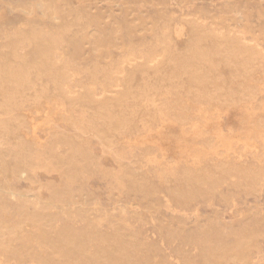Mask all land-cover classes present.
<instances>
[{"label":"rangeland","instance_id":"rangeland-1","mask_svg":"<svg viewBox=\"0 0 264 264\" xmlns=\"http://www.w3.org/2000/svg\"><path fill=\"white\" fill-rule=\"evenodd\" d=\"M41 1L50 0H0V42L3 41V44L0 43L1 52H5L3 49L7 41L8 43L17 42L21 37H28L29 33L31 34L33 32L44 38H46L47 35L48 37L51 35L50 38L57 41L56 47L59 46L55 49L56 51L58 50L57 52L55 51L57 53L55 54L58 56H54L55 62L61 64L73 54H76L77 57L75 59V62L77 61L76 63L71 61V64L74 65L70 67L72 71H68L69 75L72 74L69 76V80L66 83L67 91H69V93L71 92L70 94L74 96L88 90L91 92H89V94H93L92 97L95 99L103 98V96L105 97V93L106 97H109L114 95L116 91L122 88L125 89L124 84L119 82L123 75L129 74L128 72L134 65L141 63V59L142 62L144 60H149L147 66H145L143 70L145 73L143 71L140 73L137 72L134 76L136 78H134L129 85V89L131 94L133 93L132 96L136 97L139 96L141 90L152 88L150 94L153 96L154 102H152V105H148L146 110L150 112L149 114L154 117V119L153 124L141 129L143 123L138 115L134 119L133 126H135L131 128V135L128 137L129 141L125 142L126 139H122V137L121 139L117 138L113 141L115 145L107 149L98 139L96 141L95 136L91 135L92 133L90 134L85 130L88 117L96 110L95 104L80 105V107L83 106V109L86 110L87 115H85V113L84 115L79 113V111L69 106L67 101V103L65 102L64 104L58 103L55 105L54 112L47 115L49 125H46L45 128L36 129L34 131V136L36 137L35 142L31 145H27L28 147L26 148V154L30 153L32 158L30 170L34 171L32 174L33 177L31 176V181L18 179L15 176L9 182L14 195L12 196L10 193L5 192L0 194V198L3 196L2 200L0 199V209H2L0 212V218L2 217L0 223L2 222L4 225L14 224L19 221L20 218L22 219V216L24 217L26 212L30 214L32 205L37 209L39 205L34 204L36 202H34V198L31 197L32 194H38L37 198H40L39 200H42L43 203H45L48 198L50 199V197L55 200L62 199V201H64L67 197L76 195L78 197L75 196L73 199V203L75 202L73 204L74 206L72 204L69 206L66 204L67 207L65 204H63V207H61V205L53 207L45 206L48 216L52 215L48 217V219L52 218L50 221L53 224L55 223V230L47 233V236L49 235L48 238L53 239L56 233H60L62 240L66 238L69 239L70 237H72L70 240H74L79 235V240L81 242L83 241L84 250L86 249L80 253L81 251H76L75 249L70 250L71 248L69 249L68 244L65 243L67 247H63L64 257L59 261L52 259L55 263L61 264L63 262V264H67V262H70L68 264H72L75 261L74 264H213L214 257L218 250L223 247L226 248V246L227 248H231L236 245L238 236L252 234L251 236H255L254 247L247 253L250 264H264V111H262L264 110V92L257 94L252 104L248 103L244 96L239 97V99L238 96H236L233 102L234 104L230 103V105H225L223 107L220 104H215V106L214 104L206 105L203 101L195 102L193 100V91L190 88L188 89L186 78L183 76L171 78V84L173 85L174 83L173 87H175V95L164 93L161 90L157 92L160 83L163 84V86H167L166 82V84H164L159 80L165 75L170 74L171 68L165 61L166 65L162 63L160 66H153L157 61L164 58V55L161 54L163 50H165L168 56L176 57V54L178 55L182 51L180 55H184L187 45L190 43L188 40H191L190 36H188L189 32L187 28L189 20L196 25L200 23V29L204 32H201L203 38L205 36L210 37L204 38L201 41L203 44L200 42L198 49L202 51L207 50L211 52L213 51L212 49H215L216 45L220 43L218 37L214 40L215 35L219 36L220 33L225 31L235 33L236 31L242 32L241 30H246L242 32V40L250 44H257V46H259L258 48L262 49L264 52V37L260 33L261 29L264 27V0H59L58 6L62 11L60 13L63 14H60V24L50 21L48 17L46 19L41 18L40 11L34 12L31 19L22 11L30 7H36ZM242 11L244 13H241ZM261 15L262 18H260ZM75 21H78V23H75ZM239 22H241V24ZM201 25H205L208 28L205 26L201 27ZM164 27H167V33L165 34L164 32L166 31ZM209 32L211 34H209ZM41 33H45L46 35ZM212 34L214 38L211 39L213 36L210 35ZM12 36L15 38L13 39ZM55 36L58 38H55ZM160 36H162V38ZM6 38L9 39L7 40ZM163 39H165V41ZM217 39L219 41L218 44ZM10 40H13V42ZM74 41L76 43H74ZM75 46L76 48L74 49ZM158 46L160 48H158ZM206 47L208 48L206 49ZM26 48H28V50ZM31 48L32 47L24 46L21 50L18 49L16 52L19 57L18 59L10 55H5V53L2 55V58L5 63H9L11 66L21 63L32 65L36 61L37 54L35 50ZM67 48L69 50H67ZM170 48L176 50V53ZM157 49H160V51H158L159 53ZM180 49L181 51H179ZM149 50H151V53ZM21 52H24L23 55ZM154 52L157 54H154ZM146 55L147 57H145ZM136 58H138L139 61ZM211 59H213L212 62L214 61L215 64H220L214 69L217 70V74L216 71L213 70L215 72H213V76L215 77L216 75V78L218 77L220 79L218 82L219 85L224 84L227 88L230 86L228 79L230 71L227 70L228 68L225 65L223 66L221 62H218L216 56H212ZM106 72L107 74H105ZM259 73V71L258 74L255 72L256 76L253 74L252 78H254V80L258 79V76L261 74ZM72 76L74 82L70 80ZM30 78H33L31 82L37 87H35L37 92L41 91V89H48L45 95L49 97L53 96L52 94H54V92L52 86H49L46 77L37 78L35 74H31ZM156 80L159 81H157V85ZM174 80H176V82ZM177 80L179 83H177ZM142 81L143 84L141 83ZM148 82L153 86H149ZM258 82L253 81L251 84L252 86H254V84L255 86L257 85V88L264 89V80ZM175 83L177 84L175 85ZM180 86L182 88H180ZM156 87L157 89H155ZM89 88H91V90H89ZM116 88L120 89L118 90ZM154 90L156 91L155 93L153 92ZM177 90H179V92H177ZM102 91L103 93H101ZM33 95L34 93L30 92L21 98L18 97L16 104L18 103L17 101L21 103L19 102L20 104L18 103V106L15 105L14 107H10L8 109V112L10 111L8 115L11 113L10 115L12 118H19L20 115L19 119L23 120H27V118H37L36 108L38 107V103L31 100ZM186 97L189 99H186ZM0 99L1 104V95ZM179 99L180 101H186L183 109L190 115L189 119L191 122L190 120H187L186 123H184V121H182V123L180 120L178 121L177 115L180 110L176 103ZM166 101L167 103L165 105ZM163 102L164 104H160ZM131 103L130 100L124 103L121 111L127 113V109L130 107ZM29 104H32V106ZM34 105L37 106L35 107ZM125 105H127V109ZM163 105L165 107H163ZM23 106L25 108H23ZM226 106H229L228 109L224 108ZM219 107H222L223 110H220ZM261 107L263 109H261ZM12 109L14 111L17 110V112L15 111V113ZM57 109L59 111H57ZM23 111H25V115ZM89 112L90 114H88ZM71 116L73 118H71ZM172 116L173 118H171ZM69 118H71V120ZM72 119L75 120V122L78 120L76 126L81 127L83 124L84 127H81V129L75 128L73 123H70L73 122ZM173 119L177 121H173ZM253 120L257 122L260 121L263 126H261V131L259 133L260 137H258V139H251L249 137L250 134L247 130L248 123H245ZM79 121L81 122L79 123ZM176 123L178 125H176ZM9 124L10 128L15 127L14 123V127L12 122ZM87 132L89 134H87ZM51 133L58 134L57 136L66 135L75 140L80 139L82 141H80L81 147L83 149L86 147V150L91 156L89 160H85L76 154L72 156L73 160L78 164L75 170L76 175L72 179L65 168H62L61 171V168L56 169L50 161H45V154H43L42 147L46 144ZM183 134L184 136H182ZM239 136L245 139V142L241 140ZM21 138L22 137L19 138L16 135L13 139V143L16 141H23V138ZM123 140L125 141L123 142ZM185 146H187L186 148L188 150L189 146L192 149L190 148L188 151L184 148ZM2 148L4 149L5 146L3 145ZM231 149L234 150L233 153H231ZM62 150H60L62 152L61 155H63L64 158H68L69 154L66 152L64 153ZM225 150H229V154L225 155ZM63 153L66 154V156ZM188 156L191 158L189 159ZM94 157L96 158L95 160ZM197 157L198 159H196ZM6 160L9 164L13 163L11 157L6 158ZM120 166H123L125 169L132 168L131 171L134 172H140L142 170L144 173L141 172L149 177L148 186L145 188H137L131 186L129 183V185L127 183L125 184V181L118 179L120 178ZM216 167L221 169L223 167H228L231 168L230 170H232V172L229 174H221V169L218 170ZM205 169L214 175L219 172L220 175L218 174L217 176L223 175L221 176L222 179L215 183L207 182L202 188H195L188 193H184L182 177L186 174L200 173ZM246 172H256L255 174L257 176L250 179L249 175H245ZM254 173H252V175ZM20 193H24V195L21 196ZM51 193L53 194L52 196L50 195ZM8 199H10L11 202L10 200L8 201ZM75 199L76 201H74ZM16 200L18 201L16 202ZM76 202L79 203V205ZM26 203H28V205ZM43 203L40 205L44 206ZM75 204L78 206H75ZM14 207L16 210H14ZM49 207H51V209ZM76 207H81V209ZM62 209L64 211H62ZM12 212L13 215L11 214ZM73 212L74 215L77 216H72ZM70 215L72 217L69 219ZM68 220H72V222ZM71 225L73 227H71ZM91 237L93 241L98 238V244L100 245L101 243L100 246L98 245V248L105 247L108 250V246L110 245L111 248L109 250L112 251L115 249L114 251H116L117 254H114H116V256H114L113 252L110 253L108 250L107 260L101 259V250L93 247V244H91L93 243ZM100 239L101 241L103 239L106 240L101 242ZM15 243V248H17L18 251L24 246H22L23 242L20 240L15 241ZM72 251L75 257L72 256ZM113 257H115V259ZM70 258H72L71 261ZM52 260L47 259L48 263L45 261V264H54ZM18 263L32 264V256L22 255L19 257V260L11 261L9 264ZM220 264L244 263L228 260Z\"/></svg>","mask_w":264,"mask_h":264},{"label":"bare ground","instance_id":"bare-ground-1","mask_svg":"<svg viewBox=\"0 0 264 264\" xmlns=\"http://www.w3.org/2000/svg\"><path fill=\"white\" fill-rule=\"evenodd\" d=\"M58 2L59 0H50V1H41L38 5H36V7H30L29 9L26 10H22L23 12L26 13V16L28 18H32V15H34V12L36 11H40L41 18H49L50 21L56 23V24H60V12H62L59 9L58 6ZM116 2V1H115ZM114 3V2H113ZM153 3V2H152ZM36 4V3H35ZM114 5V4H113ZM115 6V5H114ZM117 6V4H116ZM159 6V5H158ZM121 7V6H120ZM125 13V12H124ZM241 13H244L243 11ZM135 14V13H134ZM236 14L239 16V14L236 12ZM246 14V13H245ZM63 15V14H62ZM235 15V13H234ZM131 16V15H130ZM244 16V15H242ZM218 17V16H217ZM241 17V16H240ZM243 18V17H242ZM262 18V15L261 17ZM259 18V19H260ZM264 19V18H263ZM78 20V19H77ZM32 21V20H30ZM248 21V20H247ZM243 22V20H242ZM65 23V22H64ZM75 23H78V21ZM81 23V22H80ZM79 23V24H80ZM204 23V22H203ZM241 24V22H239ZM63 24V23H62ZM187 24V23H186ZM185 24V25H186ZM200 24V23H199ZM198 24V25H199ZM249 24V23H248ZM264 24V23H263ZM82 25V24H81ZM80 25V26H81ZM188 32L190 36L191 40H188L190 43H188L187 48H186V52L184 53V55H180L182 54V52H180V56H178L176 54V57L173 56H168V54L165 52V50H161V54L164 55L161 60L157 61V63H155V65H153L154 67L156 66H160L162 63L168 64L169 67L171 68L170 74L165 75L164 77H162L159 81L166 84L167 86H163V84L160 83V87H158V90L163 91L164 93H171L173 95H175V87H173V85L171 84V78H175V77H180L183 76L186 78V82L188 84V89L190 88L193 91V100L195 102H200L203 101L206 103V105L208 104H220L222 107L225 105H230V103H233L235 100V97L238 96L242 97L244 96L245 99H247L248 103L252 104V102L256 99L257 94L259 93H263L264 89L262 88H257V85L252 86V82H261L264 80V52L262 49H259L257 46V44H250L247 42H244V40H242L243 37V31L245 32L246 30H241L242 32H231V31H225L219 34V36L215 35V38L213 36L211 37L214 38V40L216 39V37H218L220 43L218 44V39H217V44L215 49H212L213 51L208 52L206 51H202L200 49H198V46H200V42L204 39V38H208L205 37L203 38V36L201 35V29H200V25H196L195 23L191 22L190 20L188 21ZM186 25V26H187ZM83 26V25H82ZM185 26V27H186ZM204 27L205 25H201V27ZM235 26V25H234ZM243 26V24H242ZM32 27V26H30ZM28 27V28H30ZM77 27V26H76ZM207 27V26H205ZM208 28V27H207ZM31 29V28H30ZM34 29V28H33ZM79 29V28H78ZM150 29V28H149ZM165 31L167 29V27L165 28ZM206 29V28H205ZM210 29V28H209ZM242 29V28H240ZM239 29V30H240ZM32 30V29H31ZM211 30V29H210ZM209 31V30H208ZM30 32V31H27ZM35 32V30H34ZM37 32V31H36ZM162 32V31H161ZM164 32V30H163ZM206 32V31H205ZM213 32V31H211ZM219 32V31H218ZM20 33V31H19ZM46 33V32H45ZM45 33H41L43 35H46ZM160 33V32H159ZM167 33L164 32V34ZM204 33V32H203ZM217 33V32H216ZM249 33V32H247ZM260 33L263 35L264 37V27L261 29ZM50 34V33H49ZM208 34V32H207ZM209 34H211L209 32ZM215 34V33H214ZM21 35V34H20ZM161 35V34H160ZM51 36V35H50ZM50 36L46 38H44L43 36H40L36 33H29L28 37H21L20 40H18L16 43H6V46L4 47V53L5 55H10L13 58H19L16 54L18 49H22L24 46L25 47H32L36 54H37V58L34 64L32 65H25V64H16L15 66H11L9 63H5L2 55L4 54L3 52H1L2 49H0V95L2 97V103L0 104V194H2V192L5 193H10L12 196L14 195V192L11 190L10 188V180L13 177H17L18 179H23V180H28L31 181V176L34 173V171H31L30 168L32 166V158H31V154L27 153V145H31L32 143L35 142L36 137L34 136V131L38 128H45L46 125L48 124L47 121V115L49 113L54 112V106L57 105L58 103H65L66 102L69 106H71L72 108H74L75 110L79 111V113L86 114V110L83 109V106L80 107L81 104H95L96 105V110L95 112L91 115L90 112L88 114H90V116L88 117V121H87V126L85 125V130L88 131L91 135H94L97 139L100 141V143H102L105 147H107V149L111 148L114 144L113 141H115L117 138L121 139H126L123 140V142H128L129 139V135L131 132V128L133 126V122L134 119L139 115V119H141V122L143 123L141 126L142 128L148 127L151 124H153V119L154 117H152L146 109L148 105H152V102H154L153 100V96H151V91L152 88H146L141 90V93H139V96L133 97L130 89H129V85L131 84V82L133 81L135 74L138 72L140 73L141 71L144 70V67L147 66L148 61L144 60L142 62L141 59V63L140 64H136L132 67V69L128 72L129 74H124L121 81L124 84L125 89H121L119 91H116L114 93V95L112 96H107L106 97V93L104 94L105 97L103 96V98L100 99H95L92 97L91 94H89L90 91L86 90L85 92H82L78 95H74L72 96L69 91H67L66 89V83L69 80V75L68 71H72V69L70 70V67L73 65L71 64V61L75 62L76 54H73L70 58H68L67 60H64L63 63H57L55 62L56 60H54V56H57L55 49L58 48L57 46V41L50 38ZM9 37V35H8ZM162 38V36H160ZM10 38V37H9ZM8 38V39H9ZM12 38L14 39L15 37L12 36ZM55 38H58L55 36ZM159 38V37H158ZM164 38V37H163ZM210 38V37H209ZM255 38V37H253ZM257 38V37H256ZM5 39V38H4ZM7 39V38H6ZM7 39V40H8ZM157 39V38H156ZM166 39V38H165ZM165 39H163L165 41ZM17 40V39H16ZM208 40V39H207ZM6 41V40H4ZM13 42V40H10ZM9 41V42H10ZM63 41V40H62ZM71 41V40H70ZM252 41V40H251ZM3 41H1L0 43H2ZM210 42V41H209ZM74 43H76L74 41ZM159 43V42H157ZM253 43V42H252ZM259 43V42H258ZM3 44V43H2ZM61 44V43H60ZM59 44V45H60ZM201 44H203L201 42ZM211 44V42H210ZM216 44V43H215ZM263 44V43H262ZM5 45V44H4ZM72 45V44H71ZM213 45V44H212ZM261 45V44H260ZM156 46V45H155ZM167 46V45H166ZM211 46V45H210ZM3 48V47H2ZM31 48V49H32ZM69 48V47H68ZM67 48V50H69ZM73 48V47H72ZM76 48V46L74 47V49ZM158 48H160L158 46ZM165 48V47H164ZM204 48V47H203ZM208 47H206L207 49ZM28 50V48H26ZM66 49V47H65ZM153 49V48H152ZM168 49V48H167ZM166 49V50H167ZM172 49V48H170ZM185 49V48H184ZM183 49V50H184ZM210 49V50H211ZM174 50V49H172ZM205 50V49H204ZM25 51V50H24ZM30 51V49H29ZM56 51V52H55ZM151 50H149L150 52ZM156 51V48H155ZM160 51V49H157V52ZM170 51V50H169ZM168 51V52H169ZM176 50H174L175 52ZM181 51V49L179 50ZM31 52V51H30ZM34 52V51H33ZM147 52V53H149ZM153 52V50H152ZM173 52V51H172ZM171 52V53H172ZM22 53V52H21ZM24 53V52H23ZM22 53V55H23ZM32 53V52H31ZM56 53V54H55ZM146 53V54H147ZM151 53V52H150ZM159 53V52H158ZM176 53V52H175ZM179 53V52H177ZM153 54V53H152ZM154 54H157L154 52ZM174 54V53H173ZM26 55V54H25ZM130 55V54H129ZM135 55V54H134ZM141 55V54H140ZM139 55V56H140ZM145 55V54H143ZM150 55V54H149ZM148 55V56H149ZM172 55V54H170ZM28 56V55H26ZM35 56V55H33ZM70 56V55H69ZM160 56V55H159ZM212 56H216L218 58V62H221L223 64V66L225 65L230 71L229 73V83L230 86H228L227 88L224 86V84L219 85V78H216L213 76V72L216 71V74L218 73L217 70H214L215 67L219 64H215L214 61L212 62L213 59H211ZM21 57V56H20ZM25 57V56H23ZM22 57V58H23ZM58 57V56H57ZM59 57L61 58V56L59 55ZM138 57V56H137ZM147 57V55L145 56ZM150 57V56H149ZM148 57V58H149ZM8 58V57H7ZM31 58V57H30ZM29 58V59H30ZM67 58V57H66ZM143 58V56H142ZM145 58V59H148ZM152 58V57H151ZM156 58V57H155ZM158 58V57H157ZM24 59V58H23ZM34 59V58H33ZM70 59V60H69ZM138 60V58H136ZM135 59V60H136ZM144 59V58H143ZM153 59V58H152ZM11 60V59H10ZM59 60V59H58ZM57 60V61H58ZM63 60V58H62ZM136 60V61H137ZM155 60V59H154ZM13 61V60H12ZM18 61V60H17ZM25 61V60H23ZM135 61V62H136ZM139 61V60H138ZM165 61V62H164ZM8 62V61H7ZM16 62V61H15ZM30 62V61H29ZM77 62V61H76ZM75 62V63H76ZM151 62V61H150ZM128 63V62H127ZM133 63V62H132ZM13 64V63H11ZM30 64V63H29ZM165 64V65H166ZM129 65V64H128ZM220 65V64H219ZM74 66V65H73ZM132 66V65H129ZM151 66V65H149ZM152 67V66H151ZM218 67V66H217ZM169 69V68H168ZM107 70V68H106ZM117 70V69H116ZM214 70V71H213ZM115 71V70H114ZM122 71V70H121ZM119 71V72H121ZM167 71V69H166ZM258 71L261 73H259L260 75L258 76V79L252 78L253 74L255 75V72ZM109 72V71H108ZM118 72V71H117ZM144 72V71H143ZM124 73V71H123ZM145 73V72H144ZM215 73V72H214ZM35 74V76L37 78L39 77H46V79L48 80L49 86H52L53 92L54 94H52L53 96L49 97L47 94V90L41 89V91H36L35 89V84L33 82H31L30 75ZM107 74V72L105 73ZM110 74V73H109ZM112 75V73H111ZM120 75V73H119ZM143 75V74H140ZM154 75V74H153ZM220 75V74H218ZM217 75V76H218ZM144 76V75H143ZM32 77V76H31ZM110 77V76H108ZM140 77V76H139ZM154 77V76H153ZM223 77V76H222ZM35 78V77H34ZM148 78V77H147ZM146 78V79H147ZM42 79V78H41ZM40 79V80H41ZM140 79V78H139ZM142 79V78H141ZM150 79V78H148ZM153 79V78H152ZM182 79V77H181ZM39 80V79H38ZM73 80V76L72 79ZM118 80V79H116ZM173 80V79H172ZM227 80V79H226ZM225 80V81H226ZM136 81V80H135ZM157 81L156 80V85H157ZM158 81V82H159ZM176 82V80H174ZM178 81V80H177ZM38 82V81H37ZM40 82V81H39ZM47 82V81H46ZM74 82V80L72 81ZM114 82V81H113ZM153 82V80H152ZM166 82V83H165ZM183 82V81H182ZM258 82V83H259ZM69 83V82H68ZM117 83V81H116ZM143 84V81L141 82ZM151 83V81H150ZM179 83V81L177 82ZM175 83V85L177 84ZM181 83V82H180ZM218 83V84H217ZM227 83V82H226ZM38 84V83H37ZM70 84V83H69ZM73 84V83H72ZM115 84V83H114ZM186 84V83H185ZM42 85V84H41ZM40 85V86H41ZM45 85V83H44ZM43 85V86H44ZM145 85V84H144ZM143 85V86H144ZM149 86H153L150 85L148 82ZM147 85V86H148ZM179 85V84H178ZM70 86V85H68ZM100 86V85H99ZM119 86V85H118ZM121 86V85H120ZM227 86V85H226ZM74 87V86H73ZM82 87V86H81ZM87 87V85H86ZM131 87V86H130ZM145 87V86H144ZM157 87L155 89H157ZM37 88V87H36ZM83 88V87H82ZM180 88H182L180 86ZM264 88V87H263ZM50 89V88H49ZM70 89V88H69ZM68 89V90H69ZM72 89V88H71ZM88 89V88H87ZM140 89V88H139ZM142 89V88H141ZM89 90H91V88H89ZM134 90V89H133ZM71 91V90H70ZM82 91V90H81ZM84 91V90H83ZM108 91V90H107ZM111 91V90H110ZM33 92V98L31 100H34L35 102L38 103V107L36 108V115L37 118L33 119V118H27V120H23V119H19V118H12L11 117V113L8 115V109L10 107H14L15 105H17L20 101H17L18 103L16 104V100L18 97H22L24 95H27L28 93ZM80 92V91H79ZM78 92V93H79ZM113 92V91H112ZM140 92V91H139ZM154 93L156 92L155 90L153 91ZM177 92H179V90H177ZM91 93V92H90ZM103 93V91L101 92ZM161 93V92H160ZM73 94V93H72ZM77 94V93H76ZM177 95V94H176ZM27 97V96H25ZM29 98V96H28ZM183 98V97H182ZM188 97H186L187 99ZM169 99V98H168ZM189 99V98H188ZM1 100V99H0ZM28 100V99H27ZM131 101V105L128 108L127 105L126 109H127V113H124L123 111H121L122 105L124 103H127L128 101ZM167 100V99H166ZM192 100V99H191ZM26 101V100H25ZM1 102V101H0ZM23 102V101H22ZM30 102V101H29ZM186 101L182 100L176 103L177 107L179 108V113H178V121L180 120V122L182 123V121H184V123L187 122V120H190V115L187 113V111H185V109H183L184 103ZM202 102V103H203ZM21 103V102H20ZM19 103V104H20ZM167 101L165 102L166 105ZM242 103V102H241ZM247 103V102H246ZM27 104V103H26ZM25 104V105H26ZM33 104V103H32ZM32 104H29L32 106ZM130 104V103H129ZM128 104V106H129ZM160 104H164L160 103ZM195 104V103H194ZM234 104V103H233ZM84 105V106H85ZM219 105V106H220ZM232 105V104H231ZM18 106V105H17ZM22 106V104H21ZM35 106V105H34ZM33 106V107H34ZM37 106V105H36ZM35 106V107H36ZM161 106V105H160ZM210 106V105H209ZM234 106V105H233ZM28 107V105H27ZM30 107V106H29ZM80 107V108H79ZM87 107V106H86ZM91 107V106H90ZM95 107V106H94ZM93 107V108H94ZM163 107H165L163 105ZM222 107L220 108V110H223ZM229 107V106H228ZM228 107H224L225 109ZM23 108H25L23 106ZM125 108V107H124ZM158 108V107H157ZM208 108V107H207ZM212 108V107H210ZM248 108V107H247ZM264 108V106H263ZM261 107V109H263ZM203 109V108H202ZM209 109V108H208ZM11 110V109H10ZM13 110V109H12ZM63 110V109H61ZM149 110V109H148ZM14 111V110H13ZM17 112V110H15ZM14 111V112H15ZM28 111V110H27ZM57 111H59L57 109ZM93 111V110H92ZM160 111V110H159ZM167 111V110H166ZM205 111V110H204ZM264 111V110H262ZM13 112V113H14ZM15 112V113H16ZM24 115H25V111H23ZM28 113V112H26ZM263 113V112H262ZM18 114V113H17ZM14 114V115H17ZM31 114V113H30ZM71 114V113H70ZM13 115V114H12ZM62 115V114H60ZM65 115V114H64ZM263 115V114H262ZM52 116V115H50ZM63 116V115H62ZM61 116V117H62ZM73 116V114H72ZM71 116V118H73ZM76 116V115H75ZM141 116V117H140ZM164 116V114H163ZM235 116V115H234ZM25 117V116H24ZM55 117V116H54ZM60 117V118H61ZM64 117V116H63ZM69 117V116H67ZM202 117V116H201ZM23 118V117H22ZM71 118H69L71 120ZM173 118V116L171 117ZM176 118V117H175ZM204 118V117H203ZM138 119V120H139ZM156 119V118H155ZM260 119V118H259ZM73 120V119H72ZM175 119H173L174 121ZM251 120V119H250ZM78 122V120H76ZM156 121V120H155ZM165 121V120H164ZM168 121V120H167ZM177 121V120H175ZM197 121V120H196ZM211 121V120H210ZM10 122H12L13 127L14 128H10ZM64 122V119H63ZM77 122H75V120H73V125L75 126V128H79L81 129V127H84L83 124L81 125V127L76 126V124H78ZM81 121H79L80 123ZM85 122V121H84ZM157 122V121H156ZM189 122V121H188ZM191 122V120H190ZM264 122V121H263ZM51 123V122H50ZM65 123V122H64ZM69 123V122H68ZM175 123V122H174ZM179 123V122H178ZM248 123V127L247 130L250 134V138L251 139H258V137H260L259 133L261 131V122L260 121H250V122H245ZM86 124V123H84ZM173 124V123H172ZM180 124V123H179ZM241 124V123H240ZM243 124V123H242ZM263 124V123H262ZM71 125V126H73ZM176 125H178L176 123ZM184 125V124H183ZM246 125V124H244ZM73 126V127H74ZM135 126V125H134ZM133 126V127H134ZM153 126V125H152ZM151 126V128H152ZM12 127V126H11ZM209 127V126H208ZM211 127V126H210ZM243 127V126H242ZM263 127V126H262ZM178 128V127H177ZM245 128V127H244ZM50 129V128H49ZM78 129V130H79ZM263 129V128H262ZM44 130V129H43ZM84 130V129H83ZM84 130V132H85ZM186 131V130H185ZM52 132V131H51ZM77 132V131H76ZM79 132V131H78ZM87 132V134H89ZM82 133V132H81ZM84 134V133H82ZM166 134V133H165ZM207 134V133H206ZM241 134V133H240ZM18 136L19 138L22 137L23 141H16L15 143H13V139L15 136ZM58 134H54L51 133L49 135V138L47 139L46 144L42 147L43 148V154H45V161H50L52 163V165L54 167H56V169H60L62 171V168H65L67 170V172L69 173V176L72 178H74V176L76 175L75 170L77 167V162H75L73 160V155H79L81 158L85 159V160H89L90 159V155L88 153V151L85 149H83L80 143V139H73L71 137H68L66 135H61V136H57ZM60 135V134H59ZM78 135V134H76ZM168 135V134H167ZM171 135V134H170ZM82 136V135H81ZM90 136V135H89ZM181 136V135H180ZM184 136V134L182 135ZM186 136V135H185ZM242 136V135H241ZM239 136V137H241ZM248 136V135H247ZM91 137V136H90ZM93 137V136H92ZM132 137V136H131ZM21 138V139H22ZM85 138V136H84ZM94 138V139H95ZM179 138V137H178ZM19 139V140H21ZM82 139V138H81ZM248 139V138H247ZM261 139V138H259ZM83 140V139H82ZM183 140V139H182ZM189 140V139H188ZM241 140L242 139L241 137ZM192 141V140H191ZM236 141V139H235ZM234 141V142H235ZM250 141V140H249ZM39 142V141H38ZM82 142V141H81ZM90 142V141H89ZM122 142V143H123ZM134 142V141H133ZM84 143V142H83ZM88 143V142H87ZM99 143V145H100ZM118 143V142H117ZM131 143V142H130ZM244 144V143H243ZM264 144V143H263ZM5 146V148L3 149L2 146ZM184 145V144H183ZM182 145V146H183ZM192 145V144H190ZM242 145V144H241ZM254 145V144H253ZM86 146V145H85ZM89 146V143H88ZM103 146V147H104ZM228 146L231 148V146L228 144ZM94 147V146H93ZM99 147V146H98ZM104 147V148H105ZM176 147V146H175ZM179 147V145H178ZM187 146H185L184 148H186ZM228 147V148H229ZM250 147V146H249ZM264 147V146H263ZM89 148V147H88ZM183 148V149H184ZM190 150V146L188 147ZM194 148V147H193ZM252 148V147H251ZM64 149V150H62ZM103 149V148H102ZM106 149V150H107ZM130 149V148H129ZM128 149V150H129ZM180 149V148H179ZM187 149V148H186ZM192 149V148H191ZM62 150L64 153H68V158H64L63 155H61V151ZM113 150V149H112ZM177 150V148H176ZM188 150V149H187ZM188 150V151H189ZM230 150V149H229ZM229 150H225V155L229 154ZM233 153V149H231ZM111 151V150H110ZM178 151V150H177ZM91 152V151H90ZM176 152V151H175ZM211 152V151H210ZM63 153V154H64ZM179 153V151H178ZM236 153V151H235ZM41 154V153H40ZM93 154V153H91ZM39 155V154H38ZM66 156V154H64ZM178 155V154H177ZM195 156V155H194ZM11 157L12 158V164H9V162L6 160V158ZM175 157V156H174ZM181 157V156H180ZM186 157V156H185ZM189 157V156H188ZM193 157V156H192ZM202 157V156H201ZM228 157V156H227ZM231 157V156H230ZM184 158V157H183ZM191 157H189L190 159ZM96 158L94 157V160ZM198 159V157L196 158ZM155 160V159H154ZM157 160V159H156ZM182 160V159H181ZM259 160V159H258ZM39 161V160H38ZM83 161V160H82ZM173 161V160H171ZM179 161V160H178ZM87 162V161H86ZM221 162V161H220ZM11 163V162H10ZM39 163V162H38ZM97 163V161H96ZM180 163V162H179ZM184 163V162H183ZM182 163V164H183ZM199 163V162H197ZM41 164V163H40ZM47 164V163H46ZM99 164V163H98ZM202 164V163H200ZM226 164V163H225ZM224 164V165H225ZM92 165V164H91ZM123 165V164H122ZM176 165V164H175ZM219 165V164H218ZM42 166V165H41ZM124 166V165H123ZM121 167V170H119V177L118 179H122L123 181H125V184L129 183L131 186L133 187H137V188H145L148 186L149 184V177H147L145 174H143L141 171L138 172H134L131 171V169H125L124 167ZM197 166V165H196ZM205 166V165H204ZM40 167V166H39ZM45 167V166H44ZM126 167V165H125ZM128 167V166H127ZM180 167V166H179ZM185 167V166H184ZM219 167V166H218ZM34 168V167H33ZM187 168V167H186ZM203 168V167H202ZM217 168V167H216ZM215 168V169H216ZM236 168V167H235ZM52 170H54L53 168H51ZM94 169V168H93ZM182 169V168H181ZM185 169V168H183ZM218 170L221 168H217ZM216 169V172H217ZM231 168H222L221 169V174L226 173L229 174L230 172H232V170H230ZM33 170V169H32ZM35 170V169H34ZM188 170V169H187ZM194 170V169H193ZM190 170V171H193ZM243 170V169H242ZM58 172V171H57ZM189 172V170H188ZM196 172V169H195ZM199 172V169H198ZM54 173V172H53ZM185 173V172H184ZM213 173V172H212ZM215 173V172H214ZM252 173H245V175H249L250 179L256 177L257 175L254 173L252 175ZM56 174V172H55ZM219 174L216 173V175L211 174V172L207 171L206 169L203 170L200 173H194V174H186L182 177V184L184 186V193H188L191 190L195 189V188H202L204 187L203 185L206 184L207 182H218L220 179H222L221 176H217ZM244 174V173H243ZM86 175V174H85ZM220 175V174H219ZM232 175V174H230ZM169 176V175H168ZM216 176V177H215ZM226 176V175H225ZM233 176V175H232ZM243 176V175H242ZM33 177V176H32ZM77 177V176H76ZM82 177V176H81ZM259 177V176H258ZM246 179V178H244ZM69 180V179H68ZM162 180V179H161ZM121 181V180H120ZM236 181V180H235ZM71 182V180H70ZM73 182V181H72ZM118 182V181H117ZM222 182V181H221ZM247 182V181H246ZM211 183V184H212ZM128 184V185H129ZM250 189V188H249ZM252 189V188H251ZM16 190V189H15ZM181 190V189H180ZM18 191V190H17ZM27 191V190H26ZM128 191V190H127ZM20 192V191H19ZM18 192V193H19ZM23 192V191H22ZM17 193V192H16ZM26 193V192H25ZM20 195H24V193H20ZM19 195V196H20ZM28 195V193H27ZM26 195V196H27ZM40 195V194H39ZM51 196L53 195L52 193L50 194ZM71 195V194H70ZM29 196V195H28ZM27 196V197H28ZM76 196V195H75ZM75 196L73 195L72 197H67L64 201H62V199H57L55 200L54 198L50 197V199L48 198V200L43 203L44 206H41L40 204L41 201L37 198L38 194H32L31 197L34 198V204L39 205L37 207V209H35V206L32 205L31 212L30 214H28L26 212V214L24 215V217L22 216V219L20 218L19 221H17L14 224H9V225H4L2 224V222L0 223V264H9L11 261H17V259L19 260V257H21L22 255H31L32 256V264H45V261L48 263L47 259L49 260H61L64 256H63V247L65 246V243L68 244L69 249H75L76 251H81L80 253H82V251L84 250V246H83V241L81 242L80 236L77 239L74 240H70V238L72 239V237H70L69 239L66 238L64 240L61 239L60 233L57 234L56 236L53 237V239H49V235L47 236V233L49 231L55 230V223L53 224L50 220L52 219H48V217L52 216H48V213L46 212V208L45 206H57V205H61V207H63V204H68L69 205H73V199L75 198ZM3 198V196H1ZM7 197V196H6ZM26 197V198H27ZM54 197V196H53ZM78 197V196H76ZM169 197V196H168ZM2 198H0L2 200ZM5 198V197H4ZM17 198V197H16ZM25 198V199H26ZM84 198V197H83ZM82 198V199H83ZM7 199V198H6ZM18 199V198H17ZM77 199V198H76ZM76 199L74 201H76ZM115 199V198H114ZM172 199V198H171ZM10 199H8L9 201ZM12 200V198H11ZM10 200V202H11ZM27 200V199H26ZM46 200V199H45ZM80 200V199H79ZM18 200H16L17 202ZM32 201V200H31ZM2 202V201H1ZM7 202V201H4ZM14 202V201H13ZM15 202V203H16ZM80 202V201H79ZM82 202V201H81ZM21 203V202H20ZM24 203V202H22ZM30 203V201H29ZM33 203V202H32ZM77 203V202H76ZM83 203V202H82ZM3 204V202H2ZM17 204V203H16ZM28 205V203H26ZM79 205V203H77ZM75 204V206L77 205ZM81 204V203H80ZM15 205V204H14ZM22 205V204H21ZM30 205V204H29ZM77 205V206H78ZM3 206V205H2ZM18 206V205H17ZM64 206V207H65ZM66 206V207H67ZM74 206V205H73ZM1 207V205H0ZM59 207V206H58ZM9 208V206H8ZM15 208V207H14ZM51 209V207H49ZM56 208V207H54ZM71 208V207H69ZM79 208V207H76ZM74 208V209H76ZM99 208V207H98ZM12 209V208H11ZM22 209V206H21ZM26 209V208H25ZM24 209V210H25ZM81 209V207L79 208ZM77 209V210H79ZM2 209H0L1 212ZM16 210V208L14 209ZM18 210V209H17ZM53 210V209H52ZM51 210V211H52ZM4 211V210H3ZM6 211V210H5ZM10 211V210H9ZM28 211V210H27ZM50 211V213H51ZM62 211H64L62 209ZM72 211V209H71ZM70 211V212H71ZM15 212V211H14ZM19 212V211H18ZM49 212V211H48ZM59 212V211H57ZM75 212V210H74ZM74 212L72 214V216L74 215ZM77 212V211H76ZM80 212V211H79ZM7 213V212H5ZM13 215V212L11 213ZM24 214V213H23ZM60 214V213H59ZM70 214V213H69ZM78 214V213H77ZM82 214V213H81ZM80 214V215H81ZM148 214V213H147ZM15 215V214H14ZM17 215V214H16ZM55 215V214H54ZM68 215V213H67ZM78 215V216H80ZM20 216V214H19ZM18 216V217H19ZM71 215L69 216L72 217ZM77 216V215H74ZM83 216V215H82ZM11 217V216H10ZM2 218V217H1ZM0 218V221H1ZM75 218V217H74ZM58 219V216H57ZM56 219V220H57ZM5 220V218H4ZM55 220V221H56ZM73 220V219H72ZM72 220H68L70 222H72ZM12 221V219H11ZM58 221V220H57ZM56 221V222H57ZM5 222V221H4ZM70 225V224H69ZM70 227V226H69ZM71 227H73L71 225ZM67 228V227H66ZM65 228V229H66ZM70 229V228H69ZM57 230V229H56ZM68 230V229H67ZM210 230V229H209ZM62 231V230H61ZM65 231V230H64ZM251 231V230H250ZM53 232V231H52ZM58 232V231H57ZM60 232V231H59ZM67 232V231H66ZM65 232V235H66ZM63 233V231H62ZM61 233V235H62ZM51 234V232H50ZM262 234V233H261ZM75 235V234H74ZM241 235V234H240ZM250 234H246V235H242V236H238L237 238V243L236 245H232L233 247L231 248H221L220 250H218L216 252V255L214 257V261L213 264H220L221 262H226L228 260H232V261H237V262H241L244 264H250V260H249V256L247 255V253L250 252V250L254 247V237L255 236H249ZM65 237V236H64ZM75 237V236H74ZM237 237V236H236ZM95 238V237H94ZM100 238V237H99ZM88 239V238H86ZM92 239V237H91ZM98 239V238H97ZM95 239L91 244H93V247L98 248V240ZM110 239V238H109ZM136 239V238H135ZM22 241L23 244V248L21 250H17V248H15V241ZM104 240V239H103ZM102 240V241H103ZM106 240V239H105ZM104 240V241H105ZM111 240V239H110ZM109 240V241H110ZM64 241V244H63ZM87 241V240H86ZM101 241V239H100ZM101 241V242H102ZM108 242V241H107ZM15 243V244H14ZM62 243V244H61ZM89 243V242H88ZM108 244V243H107ZM101 245V243H100ZM99 245V246H100ZM67 246H65L66 248ZM229 247V246H228ZM64 248V249H65ZM110 245L108 246V250L110 249ZM113 248V247H112ZM115 248V247H114ZM100 251V256L101 259H106L108 258L107 254H108V250L105 247L102 248H98ZM112 250V249H111ZM115 249H113L112 251H110V253L113 252L116 253V251H114ZM69 251V250H68ZM98 251V250H97ZM66 252V251H65ZM106 252V253H105ZM68 253V252H67ZM66 253V254H67ZM78 253V252H77ZM87 253V252H86ZM64 254V255H66ZM117 254V253H116ZM116 254H114V256H116ZM71 255V254H69ZM82 255V254H81ZM72 256H73V251H72ZM113 256V255H112ZM26 257V256H25ZM75 257V256H73ZM97 257V255H96ZM66 258V257H65ZM115 259V257H113ZM24 259V257H23ZM72 258H70L71 261ZM75 259V258H74ZM111 259V257H110ZM26 260V259H25ZM52 260V262H54ZM66 260V259H65ZM68 260V259H67ZM76 260H77V256H76ZM109 260V259H108ZM24 261V260H22ZM21 261V262H22ZM64 261V260H62ZM69 261V260H68ZM95 261V260H93ZM98 261V260H97ZM20 262V261H19ZM61 262V261H60ZM66 262V261H65ZM64 262V263H65ZM100 262V261H99ZM57 263V262H56ZM54 262V264H56ZM70 262H67V264ZM75 263V261H74ZM72 263V264H74ZM78 263V262H77ZM98 263V262H97ZM103 263V262H102ZM113 263V262H112ZM19 264V263H18ZM58 264V263H57ZM63 264V262L61 263ZM66 264V263H65ZM94 264V263H92Z\"/></svg>","mask_w":264,"mask_h":264}]
</instances>
